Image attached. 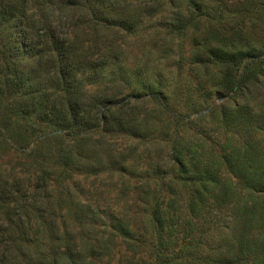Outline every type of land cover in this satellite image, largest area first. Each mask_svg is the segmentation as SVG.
<instances>
[{"label": "trees", "instance_id": "16d2710c", "mask_svg": "<svg viewBox=\"0 0 264 264\" xmlns=\"http://www.w3.org/2000/svg\"><path fill=\"white\" fill-rule=\"evenodd\" d=\"M190 3L201 7L200 1ZM150 10L149 0H0V148H14L24 158L22 166L32 173L24 183L0 168V264H91L101 249L108 251L114 242L104 237L99 249L92 245L85 254L75 233L81 227L73 232L66 226L71 220L81 223L79 205L65 207L61 201L71 192L68 176L73 178L88 160L96 167L103 165L97 155L89 157L88 150L99 152L107 137L141 139L149 134L142 130L146 118L123 105L125 89L102 88L106 76L122 73L123 59L110 38L101 34L131 35L146 14L154 15ZM83 25L86 30L79 33ZM208 49L210 61L229 68L222 87L227 92L238 91L244 80L250 82L253 74L244 73L247 61L257 63V72L264 64L254 45L245 51L229 50L226 45ZM239 68L243 72L233 83ZM156 94L151 92L150 99ZM235 112L247 119L256 117L247 105ZM251 146L244 147L241 155L238 150L237 155L223 158L237 183L264 195V171L248 153ZM172 149L170 159L176 167L171 175L158 163L148 179L159 180L162 187L184 180L192 191L186 208L177 206V199H166L162 189L147 202L154 225L148 264H177L171 254L179 255L180 245L191 234L180 230V221L193 227L191 220L206 208L228 204L233 190V179L203 172L177 145ZM117 170L126 175L125 167ZM185 211L189 218L183 217ZM110 222L123 244L136 253L144 240L129 221L121 215ZM240 244L242 253L247 241L241 239ZM246 257L214 264H249Z\"/></svg>", "mask_w": 264, "mask_h": 264}, {"label": "rangeland", "instance_id": "374dc122", "mask_svg": "<svg viewBox=\"0 0 264 264\" xmlns=\"http://www.w3.org/2000/svg\"><path fill=\"white\" fill-rule=\"evenodd\" d=\"M195 1L201 2L200 8L190 0H149L154 15L146 14L134 33L124 37L115 32L101 34L110 38L123 59L122 73L106 76L102 88L125 89L123 105L146 118L142 130L149 134L141 139L107 137L99 152L87 151L89 157H100L103 165L96 167L88 160L73 178H67L71 192L61 204H78L83 211L82 215L78 212L80 224L71 220L66 226L73 232L76 226L81 227L75 233L85 254L92 245L99 249L100 239H115L109 245L111 250L101 249L91 264L149 263L154 225L147 202L162 189L166 199H177V206L186 208L192 191L184 180L175 179L162 187L159 180L148 179L158 163L171 175L176 167L170 159L173 145L185 151L188 159L193 157L202 168L199 170L233 179V190L228 204L220 209L206 208L191 220L193 227L180 221V230L191 234L180 245L182 252L171 254V259L177 264H214L244 255L249 264H264V195L237 183L223 158L237 155L238 150L241 155L244 147L252 145L248 153L264 171V64L257 72V63L247 61L244 73L253 74L250 82L244 80L238 91L227 92L222 87L228 66L210 61L206 54L211 46L245 51L254 45L256 54L264 58V0ZM84 30L85 25L79 33ZM235 70L233 83L243 72ZM153 91H157L156 97L150 99ZM241 105L250 106L256 117L238 115L235 110ZM23 161L14 148H0V168L28 183L32 173L22 166ZM122 167L125 176L117 170ZM121 215L144 240L136 253L109 227L110 221ZM188 216L185 211L183 217ZM2 239L0 236V242ZM241 239L247 241L242 253Z\"/></svg>", "mask_w": 264, "mask_h": 264}]
</instances>
